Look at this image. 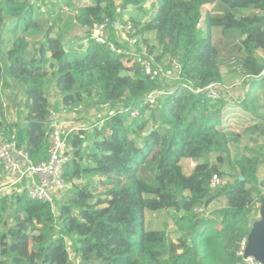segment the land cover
Here are the masks:
<instances>
[{
	"label": "trees",
	"instance_id": "obj_1",
	"mask_svg": "<svg viewBox=\"0 0 264 264\" xmlns=\"http://www.w3.org/2000/svg\"><path fill=\"white\" fill-rule=\"evenodd\" d=\"M157 1L150 19L130 17L140 37L138 46L156 51L164 66L168 56L181 61L184 81L200 88L221 83L223 56L234 54L249 84L237 105L253 117L244 132L255 141L264 138V117L251 105L252 92L260 89L264 95V61L256 55L264 51V0ZM144 2L90 0L76 6L67 24L87 29L83 52L68 51L67 39L61 34L50 37L49 29L31 54L26 37L10 39L1 32L8 20L10 28L3 33L19 25L34 30L38 6L0 0V87L17 86L24 95L21 121L7 119L0 100V131L13 134L16 146L38 163L48 157L49 84L55 83L66 107L91 101L110 111L90 132L69 135L74 157L65 172L68 196L57 207L32 200L23 191L0 194V264H67L68 238L75 245L77 264H244L236 251L249 231L255 200L260 201L254 191L264 196V178L263 190L255 186L257 170L264 165V145L257 155L232 156L231 144L238 139L222 126L227 105L195 95L181 83L173 85L159 108L141 105L162 83L149 80L133 58L125 60L127 55L113 52L109 44L129 47L119 38L115 22L123 24L130 7L143 11ZM205 4H215L220 12L207 15L202 28ZM117 5L122 12H116ZM105 20L107 43L100 44L90 30ZM62 31L66 35L70 29ZM49 59L56 64L53 71L47 68ZM135 109L137 116L129 119ZM149 122L153 127L147 134ZM182 159L194 161L189 175L183 172ZM225 161L236 171L233 180L210 187L212 175H222ZM84 175L89 176L87 183L76 182ZM95 180L105 187L99 195L92 192ZM220 197L225 205L217 211H195ZM146 210H172L176 240L165 230L145 229Z\"/></svg>",
	"mask_w": 264,
	"mask_h": 264
},
{
	"label": "rangeland",
	"instance_id": "obj_2",
	"mask_svg": "<svg viewBox=\"0 0 264 264\" xmlns=\"http://www.w3.org/2000/svg\"><path fill=\"white\" fill-rule=\"evenodd\" d=\"M115 2L117 4H119L121 2V0H115ZM35 5L38 6L36 7L37 9L35 10V13L33 14L32 19L35 20L38 24V26L32 30V31H25L21 29V25H19V27H17L15 29V31L13 32H4L3 31L5 29L10 28L9 24L11 23L10 20L6 21L5 25V29L3 28L2 30V34H6L5 37H10V39H14L17 36L23 35L24 37H26L28 39V41L30 42L31 46L29 49V52H31V54H33L35 51V49L37 48V45L40 43L41 39L44 38V33L47 32V30L49 32V36L50 37H56L58 35L62 36L64 41L66 40V49L68 51H75L77 54H81L83 51L81 49H84L83 47L85 46V44L87 43V29H85L84 27H80V26H75L72 27V25L67 24L69 19L74 15V9L76 6H84V5H89L90 0H64V1H58V0H36L35 1ZM159 2L157 0H153L151 1V3L149 4V8H144L143 11L135 9L133 7H130L126 10L125 14H124V18L130 19V17L135 16V17H140L143 21L144 20H148L152 17V15H154V9L153 6L158 5ZM153 9V10H152ZM220 10L216 9L215 4H207V5H203L201 7V13H202V17L200 19L199 22V27L204 28L205 27V20L207 18V15L209 14H214V13H219ZM32 16V15H31ZM7 20V19H6ZM123 20V19H122ZM131 20V19H130ZM69 28L70 31L66 33V35H64L65 33H63L62 28ZM86 31V32H85ZM121 30H118V35L119 38H125L124 37V31H122L120 33ZM106 33H103L102 35L104 36ZM150 36H154V34H151ZM4 37V38H5ZM86 38V39H85ZM0 41H1V37H0ZM9 46V43L6 44V47ZM256 55L261 58L264 61V52L259 50L258 53H256ZM224 57V66L221 67L222 73L224 75V82L221 81V84H219L216 87V90L218 91V95L220 97H225L227 99V101H223L221 100L222 103H224L226 106V108H223V115H222V126L225 127V129H229L231 130L234 134H236V138L238 139V141H236L234 144H231V155L233 156L235 153H237L238 155H247V156H253V155H257V153H261L263 152V146L264 145V138L260 137V139L258 141L254 140L255 136H251L249 135L247 132H244V130L247 129V127H249L252 123H253V117H251L249 114H247L244 111H241L240 108L237 106L239 104V102L241 101L242 98H244L246 91L248 90L249 86L246 87L245 90H243L240 95L239 92L240 90H242L243 85L244 84H248V77L242 75V72L238 70V65L237 62L238 60L235 58L234 54H226L223 56ZM55 62L52 59L48 60L47 63V68L49 71H53L55 69ZM182 62H178L177 63V68H175L172 71V76H177L179 77L178 79H174L175 81H181L182 78L180 76V70H182ZM184 80V79H183ZM170 82V80H169ZM167 82L162 83V85H164ZM171 84H178V83H171ZM171 84L167 85V88L170 89V91H172L173 86ZM161 85V87H163ZM55 86V83L49 84L47 92L50 93L51 95L49 96V98L54 94L57 93L56 90L53 88ZM235 88H237L236 90H234ZM241 88V89H240ZM15 94H13V100H14V105L18 106V107H23V99L21 98L22 92L21 89L18 87L15 90ZM253 95H255V98L252 100L251 105L254 107V111L256 112L258 117H264V95L263 92L260 89H256L255 92H252ZM20 96V98H19ZM93 101V100H92ZM13 101H11L10 104ZM215 102V101H213ZM159 104L156 103L155 105ZM101 105V104H100ZM99 105L97 104H92L91 101H89V103H87V106L84 107V111L86 114L88 115V109L93 110V112H95V114L93 115V121H95V123L98 122V124L100 125L101 122L103 121L104 116H106L104 113L105 111L102 110L98 107ZM154 106V105H153ZM108 109V107H106ZM153 108H159V105L153 107ZM153 108H151L150 110H152ZM15 109V108H14ZM108 112V111H107ZM80 114V115H83ZM138 114V111L135 109L133 111H131L130 115H129V119L134 118L136 115ZM102 115V116H99ZM15 119V118H13ZM79 120H85L88 121V119L86 117L83 116V118L78 119ZM89 123H91L89 121ZM79 127V125H77ZM152 123L149 122L147 125V129H150V131L152 130ZM237 145V149H234V146ZM211 157V156H210ZM70 166V165H69ZM68 166V167H69ZM189 166L193 167L194 166V161H192L191 159L189 160ZM67 167V168H68ZM66 168V169H67ZM221 171H222V177L224 178V182L225 181H232L233 177L236 174V171L232 168V166L230 165V163L228 162H224L221 165ZM257 183L255 184L256 188H260L261 187V181L264 178V165L259 166L258 170H257ZM88 178L89 176L84 175L82 179H78L76 180V182L85 184L88 182ZM65 181L66 184L68 186V179L67 176H65ZM96 181L93 184L92 187V192L96 195L101 194L104 190L105 187H102L100 184L96 185ZM225 184V183H224ZM96 186V188L94 189V187ZM263 190V189H262ZM264 193V191H263ZM262 193V194H263ZM67 187L66 189L63 191L62 195L60 196V198L56 201V203H61L63 202L66 197H67ZM261 193H257V191H254V197L256 199H261ZM224 197H220L217 200H214L215 205L214 206H218L222 203H224ZM259 204L260 201L258 202V200H255L254 203V211L252 214V219H256L259 216ZM221 208L217 207L215 208H210L211 212H215L217 211V209ZM210 209L206 208V211L208 212ZM213 209V210H212ZM172 210H163V211H159V212H152V211H148L146 210V223H145V229L151 230V229H159V230H165L167 232V235L169 238L176 240V234H172L171 232L173 230H175L176 226L174 225V221H173V215H172ZM252 222V221H251ZM74 251V250H73ZM73 263V261H72ZM74 264V263H73ZM77 264V263H76Z\"/></svg>",
	"mask_w": 264,
	"mask_h": 264
},
{
	"label": "built area",
	"instance_id": "obj_3",
	"mask_svg": "<svg viewBox=\"0 0 264 264\" xmlns=\"http://www.w3.org/2000/svg\"><path fill=\"white\" fill-rule=\"evenodd\" d=\"M35 3L36 0H27ZM64 1V0H58ZM153 0H145V4L149 5ZM116 12H122L121 8L117 5ZM123 24L119 21L115 22V28L124 31V37L121 40L128 42V48L115 47L113 44H109V48L116 52L117 54H126L127 60L129 57L140 66L141 70L145 75L148 76L149 80L165 83L163 88L154 89L148 92L141 105L153 106L158 103L162 98L170 94V89L167 88L168 84L171 83H181L187 86L188 89L195 95H202L211 101L223 100L227 101L225 97H220L216 87L221 83H209L203 88L193 87L189 82L183 80L181 76V81H175L178 79L177 76H172V71L177 68V63L179 62L175 57H167V65L164 66V61H157L155 56L156 51L147 50L146 46L139 45L140 38L137 35L136 28L134 27L132 21L127 18H123ZM108 21L105 20L103 23L95 24L91 31V35L100 44H105L106 39L102 35L107 28ZM163 62V64H162ZM181 73V70H180ZM264 73V70H263ZM170 80V82H169ZM172 86L175 84H171ZM54 110L49 109L48 120L51 122L54 120ZM137 116V115H136ZM49 146L47 149L48 157L44 161L38 163H33L23 149L16 146L14 141V135H5L4 132L0 131V173L13 175L15 182H23L26 184L25 193L32 200H37L41 202H46L54 206L56 201L60 198L63 191L66 189L67 184L65 181L66 168L71 164L73 160V149L68 145V136L58 128L49 127ZM26 177V178H25ZM224 178L222 175L214 173L210 179L209 186L212 188L220 187L224 185ZM195 211L197 213H203L206 215L208 213L203 208L196 207ZM247 242V235L243 236L238 244V249L236 255L240 256L244 264H262L256 261L252 257H243L244 248Z\"/></svg>",
	"mask_w": 264,
	"mask_h": 264
},
{
	"label": "crops",
	"instance_id": "obj_4",
	"mask_svg": "<svg viewBox=\"0 0 264 264\" xmlns=\"http://www.w3.org/2000/svg\"><path fill=\"white\" fill-rule=\"evenodd\" d=\"M205 5H207V4H205ZM157 6L158 5H156V8H157ZM144 8H149V5L145 4ZM156 8H155V10H156ZM155 10H154V14H155ZM220 73H221V81L224 82V79H223L224 75L222 73L221 68H220ZM248 86H249V84H244L242 87L243 89L240 90V92H239V95ZM16 88H18V87L16 86L15 89H12L11 87H7V86L0 87V100L3 102L4 116L13 122L18 121V120L19 121L23 120V116H22V108L23 107H18L16 105H14L13 94H15ZM53 88L56 90L57 93H54L49 99L51 101L52 109L54 110L55 116H54V120L51 122L49 127L52 126L54 128H58L62 132L67 134L68 145L71 149H73L71 147L72 144H71V141L69 139V135L77 133L79 131L90 132L92 130V128L96 124H98V122L95 123L96 120L93 121V115L95 114V112H93V110H91V109H88V111H87L88 115L83 114V113H85L84 107H86L87 104L83 107L80 106L77 108H70V107L64 106L61 102V96L58 93L57 89L55 87H53ZM236 89L237 88H235L234 90H236ZM19 95H21V98L24 100L23 92H22V94L19 93ZM48 95L50 96L51 94L48 93ZM19 98H20V96H19ZM11 101H13L12 102L13 104H10ZM92 104H95V103H92ZM106 107H108V106L99 105V108L101 109V111L102 110L105 111L102 114L106 113V116H107L108 112H110V111H109V108L107 109ZM80 114H83V115H80ZM83 116L86 117L88 119V121H85V120L77 121L78 119L83 118ZM99 116H102V115H99ZM103 117H105V116L103 115ZM13 118H15V119H13ZM89 121L91 123H89ZM77 125H79V127ZM189 160L190 159H182L181 160L182 169H183L184 174H186V175H189L192 171V168H193V167L189 166ZM25 186H26V184L23 182V180L20 182H15V178L13 175H7V174L0 173V194H3V193L11 194L13 192H22V191L25 192ZM214 205H215V203H214V201H212L211 203L208 204L207 208L208 209H210V208L216 209L217 207H220V206L223 207L225 205V200H224V203H222L218 206H214ZM57 206H58V203H56L53 207H57ZM209 212L211 213V209L208 211V213ZM145 214H146V211L144 212V216H145ZM144 218H145L144 222L146 223V216ZM145 223H144V227H145ZM174 232L175 231H172L171 233L174 234ZM172 240H174V238ZM67 244H68L67 249L69 251L70 262L73 261V263L76 264L77 260H76L75 250H74L75 245L73 244L72 239L68 238Z\"/></svg>",
	"mask_w": 264,
	"mask_h": 264
},
{
	"label": "water",
	"instance_id": "obj_5",
	"mask_svg": "<svg viewBox=\"0 0 264 264\" xmlns=\"http://www.w3.org/2000/svg\"><path fill=\"white\" fill-rule=\"evenodd\" d=\"M149 133L150 129L147 130V134ZM258 212V218L252 220L250 224L243 257L250 256L264 264V196L260 199ZM67 264H71L70 260Z\"/></svg>",
	"mask_w": 264,
	"mask_h": 264
},
{
	"label": "clouds",
	"instance_id": "obj_6",
	"mask_svg": "<svg viewBox=\"0 0 264 264\" xmlns=\"http://www.w3.org/2000/svg\"><path fill=\"white\" fill-rule=\"evenodd\" d=\"M158 5H159V4H158ZM144 6H145V2H144ZM157 7H158V6H157ZM154 8H156V7H154ZM154 8H153V9H154ZM153 9H152V10H153ZM156 9H157V8H156ZM154 10H155V9H154ZM155 12H156V10H155ZM152 16H153V15H152ZM123 18H124V16H123Z\"/></svg>",
	"mask_w": 264,
	"mask_h": 264
}]
</instances>
